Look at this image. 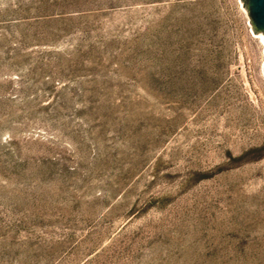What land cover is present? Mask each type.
Wrapping results in <instances>:
<instances>
[{
    "label": "rangeland",
    "instance_id": "1",
    "mask_svg": "<svg viewBox=\"0 0 264 264\" xmlns=\"http://www.w3.org/2000/svg\"><path fill=\"white\" fill-rule=\"evenodd\" d=\"M0 264H264L248 0H0Z\"/></svg>",
    "mask_w": 264,
    "mask_h": 264
},
{
    "label": "water",
    "instance_id": "2",
    "mask_svg": "<svg viewBox=\"0 0 264 264\" xmlns=\"http://www.w3.org/2000/svg\"><path fill=\"white\" fill-rule=\"evenodd\" d=\"M253 22L264 33V0H248Z\"/></svg>",
    "mask_w": 264,
    "mask_h": 264
}]
</instances>
